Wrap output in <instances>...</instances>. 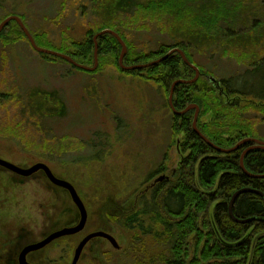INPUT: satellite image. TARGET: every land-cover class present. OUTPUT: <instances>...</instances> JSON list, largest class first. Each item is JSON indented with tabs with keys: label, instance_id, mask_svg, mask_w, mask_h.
I'll list each match as a JSON object with an SVG mask.
<instances>
[{
	"label": "rangeland",
	"instance_id": "1",
	"mask_svg": "<svg viewBox=\"0 0 264 264\" xmlns=\"http://www.w3.org/2000/svg\"><path fill=\"white\" fill-rule=\"evenodd\" d=\"M10 14L24 17L36 44L62 53L70 52L88 29L122 34L126 54L127 43L145 54L183 42L200 72L199 85L205 82L212 90L209 98L241 101L233 110L216 109L211 129L222 132L238 125L246 129L244 139L264 141V100L222 95L207 81L211 76L233 83L241 78L250 84L247 90L264 94V66L236 76L264 57V0H0V21ZM73 59L88 67L95 64L94 54L87 63ZM96 63L92 70L77 67L38 52L10 23L0 30V157L24 168L38 161L49 165L76 187L88 211L84 231L31 252L29 261L71 264L80 240L96 230L109 232L119 248L97 236L83 248L78 264H146L161 251L154 238L135 234L121 220L139 207L143 195L150 198L156 178L174 182L187 154L185 134H172L168 94L146 72L130 73L112 55L98 54ZM190 104L195 105L188 110L192 120L197 112L200 125H207V109ZM78 218L67 191L42 173L22 181L0 169V264H18L24 245L74 225ZM187 236L189 258L200 236L198 231Z\"/></svg>",
	"mask_w": 264,
	"mask_h": 264
},
{
	"label": "trees",
	"instance_id": "2",
	"mask_svg": "<svg viewBox=\"0 0 264 264\" xmlns=\"http://www.w3.org/2000/svg\"><path fill=\"white\" fill-rule=\"evenodd\" d=\"M123 1L119 0V4ZM20 17L24 22V17L22 15ZM9 23L16 28V34L26 37L16 21L10 20ZM95 33L88 29L80 40L73 43L71 51L68 50L64 54H69L75 59L80 58L84 63L92 60ZM122 39L124 40L123 37ZM127 46L128 53L123 58L127 64H143L155 60L177 46L183 49L187 58L193 62L190 51L180 41L161 45L156 51L145 54H139L130 48L128 43ZM119 48L121 49V46L112 34L99 36L97 49L99 57L112 55L117 61L121 52ZM262 66L264 57L236 76L240 78L244 72L255 73ZM189 71L193 70L182 60L178 52H174L161 62L129 72L136 75L146 72L147 78L159 83L169 95L173 81L191 78L186 75ZM261 79L264 90V73ZM220 80L225 95L237 93L244 98L246 95H253L255 99L264 100L263 91L247 90L246 86L250 84L246 85V81L241 78L234 83L231 78L222 77ZM209 91L212 92L205 82L200 85L197 80L189 84L178 83L173 90V104L177 110L186 108L192 102L198 103L200 110L207 109L205 111L208 113L206 118L208 124L200 125L199 120L196 122L200 132L218 146L233 147L246 137V129L243 131L244 128L235 125L236 127L231 129L224 127L228 129L220 132L218 128L212 130L210 126L216 117V109L233 110L239 108L241 101L235 99L228 104L220 95L211 99ZM219 94L222 93L219 91ZM33 106L34 110H37V102H34ZM171 115L172 134L184 132L182 148L187 154L182 157L174 173V182L171 184L161 182L152 187L150 198L143 195L139 207L121 220L122 226L131 228L135 234L154 238L158 242L159 245L155 247L161 251L153 254L146 264H264V198L249 191L240 193L234 200L232 212L238 219H247L245 222H236L228 212L229 200L238 188L252 187L264 192V177L247 176L239 165L240 155L250 146V142L240 144L231 152H219L197 135L191 125L193 120L188 111ZM225 132L228 136L222 135ZM244 167L251 173L264 174V149H249L244 154ZM210 209L211 215L208 216ZM201 214L207 215L206 219L201 217L200 222ZM198 221L203 230L200 229ZM196 231L200 236L196 240L197 248L195 253L187 258L188 253L185 249V243H188L187 235ZM137 264L144 262L140 260Z\"/></svg>",
	"mask_w": 264,
	"mask_h": 264
},
{
	"label": "water",
	"instance_id": "3",
	"mask_svg": "<svg viewBox=\"0 0 264 264\" xmlns=\"http://www.w3.org/2000/svg\"><path fill=\"white\" fill-rule=\"evenodd\" d=\"M10 20H14L16 21V23H18L20 29L23 31V33H25V35L27 36L30 44L32 45V47H34L38 52L40 53H46V54H50V55H53V56H58V57H61L63 58L64 60L66 61H69L71 64H74L75 66H79L83 69H86V70H92L94 69V67H96V61H97V56H98V52H97V49H98V41H97V38L99 37V35H102V34H112L116 40H118L120 46H121V53H120V56L118 58V62L119 64L121 65V67H123L124 69H127V70H134L135 69H140V68H144L145 66H150V65H153L155 63H158V62H161L163 59L166 58V56H168L169 54L173 53V52H179V54L181 55L182 59L188 64V66H190L193 70H195V75L194 77L190 78L189 80H186V79H178V80H175L173 81L172 85H171V88L169 90V97H168V103L170 104L171 108H172V111L175 113V114H180V113H184L186 111H188L191 107L195 106V105H192L190 104V106H187L186 108L180 110V111H177L175 109V106L174 104L172 103V98H173V89L174 87L178 84V83H185V84H188L189 82H194V80L199 76V70L197 69V67L190 62L189 59L186 58L185 56V53L182 49H180L179 47L177 48H172L171 50H169L166 55L162 56V57H159V58H155V60H152V61H149V62H144L143 64H139V63H136V64H133V65H124L122 60H123V57L125 56L126 54V45H125V42L124 40H122V38L119 36V34L115 31V30H112V29H102L100 30L98 33H96L94 36H93V41H94V61H95V64L94 66H86L84 64H81V63H77L73 57L69 54H64L60 51H57V50H52V49H49V48H43V47H40L38 44L35 43L33 37H32V34L29 32L27 26L25 25V23L22 21V19L18 16V15H15V14H12L6 18H4L2 21H0V30L8 24V22H10ZM210 81H217L215 80L214 77L211 76V78H209ZM197 107V106H196ZM198 109V107L196 108ZM197 113V112H196ZM195 113V117L193 119V122H192V125H193V129L195 130V132L197 133L198 136H200L202 139H204L213 149H217L219 152H222V153H226V152H231L233 150H236L237 147H239L240 144H243V143H246L247 141H253L255 143V145L253 146H250L248 147L246 150H244L241 155H240V162H239V165H240V168H242L243 172L247 175V176H251V177H255V178H260V177H264V174H254V173H251L250 171H248L246 169V167H244V154L248 151V149L250 148H263L264 149V141L260 140V139H256V138H250V137H247L243 140H240L236 143V145H234L233 147H221V146H218L216 145L215 143L211 142L210 139L205 136L204 134H202L200 132V130L197 128V125H196V118H197V114ZM0 166L1 167H4V168H7L8 170H11L13 171L14 173L16 174H19L21 176H28V175H31L39 170H42L44 175L48 178L49 182L53 183L54 185L58 186V187H63L65 188L68 193H69V196L71 197L72 201L74 202L76 208H78V211H79V220L72 226H64L63 228L61 229H58V230H55L53 231L51 234H49L48 236L42 238V240L40 241H37V242H32L31 244L29 245H26L22 248V250L20 251L19 253V257H18V264H37V263H30L27 261V253L33 251V250H37V249H41L43 246H45L46 244L50 243L51 241H53V239H56L58 237H62L63 235H71V234H74V233H77V232H80L82 231V229L85 227V224L87 222V207H85V204L83 203V200L82 198L79 196L75 186H73V184H71L68 180L64 179V178H59L57 176L54 175V173L52 172L50 166L46 165L44 162H41V161H38L37 163H34L30 166H28L27 168H24L22 166H19V165H15L14 163H12L11 161L7 160V159H3L0 157ZM164 176L161 175L160 177H158L155 181H160L161 179H163ZM254 192L260 196H262L264 198V192L262 190H258V189H254L252 187H241V188H238L237 191H235L231 198H230V202H229V206H228V212H230V215L231 217L236 221V222H245L247 221V219H241V218H236L235 215H234V212H232V207L234 205V200L238 197V195L240 193H243V192ZM97 236H100V237H103L107 240L110 241V243L112 244V246L114 248H119V244L117 242V239H115L109 232H105L103 230H96L95 232H91V233H88L86 234L85 237H83L80 242L78 243V245L75 247V250H74V256L71 260V264H77V261L79 260L81 254H82V250L83 248L86 246V244L90 241V239L92 238H96Z\"/></svg>",
	"mask_w": 264,
	"mask_h": 264
},
{
	"label": "flooded vegetation",
	"instance_id": "4",
	"mask_svg": "<svg viewBox=\"0 0 264 264\" xmlns=\"http://www.w3.org/2000/svg\"><path fill=\"white\" fill-rule=\"evenodd\" d=\"M207 81L209 82V83H211V85H213L215 88H217V90L218 91H220V93H222L223 94V90H224V86L222 85V83H221V80H219V81H210V79L208 78L207 79ZM0 169H2V170H7V171H9V172H11L12 174H16V173H14L13 171H11V170H8L7 168H4V167H1L0 166ZM42 173L43 175H44V173H43V171L42 170H39V171H37V172H35V173H33V174H31V175H28V176H21V175H19V174H16V175H18V177H20L21 178V180L23 181V180H28V178H31L32 176H34L35 174H37V173ZM45 176V175H44ZM47 178V177H46ZM48 179V178H47ZM49 181V180H48ZM49 183H51V182H49ZM51 184H53V183H51ZM53 186L54 187H58V186H56V185H54L53 184ZM58 188H63V187H58ZM65 191H67L65 188H63ZM44 238V237H43ZM57 239V238H56ZM56 239H54L53 241H55ZM53 241H51L49 244H46L45 246H43L41 249H37V250H33V251H40V250H42V249H44V248H46V247H48L49 245H51V244H53ZM32 243V242H31ZM26 245H28V244H26ZM26 245H24V246H26ZM23 246V247H24ZM22 247V248H23ZM22 248L20 249V251L22 250ZM20 251L18 252V254H17V260H18V257H19V253H20ZM33 251H31V252H33ZM31 252H29V253H27V260L29 261L30 259H29V256L31 255ZM29 262H33L34 263V261H29ZM36 263V262H35Z\"/></svg>",
	"mask_w": 264,
	"mask_h": 264
},
{
	"label": "bare ground",
	"instance_id": "5",
	"mask_svg": "<svg viewBox=\"0 0 264 264\" xmlns=\"http://www.w3.org/2000/svg\"><path fill=\"white\" fill-rule=\"evenodd\" d=\"M179 53V52H178Z\"/></svg>",
	"mask_w": 264,
	"mask_h": 264
}]
</instances>
